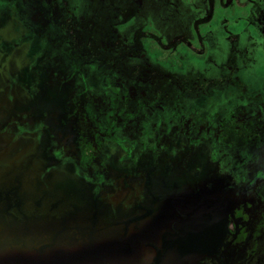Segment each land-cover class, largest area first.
I'll return each instance as SVG.
<instances>
[{
	"label": "flooded vegetation",
	"instance_id": "flooded-vegetation-1",
	"mask_svg": "<svg viewBox=\"0 0 264 264\" xmlns=\"http://www.w3.org/2000/svg\"><path fill=\"white\" fill-rule=\"evenodd\" d=\"M0 1L12 155L152 234L158 258L264 264V0H207L172 36L161 26L184 15L178 0ZM227 10L245 28L229 30ZM214 12L223 25L201 34ZM148 17L161 35L138 29Z\"/></svg>",
	"mask_w": 264,
	"mask_h": 264
},
{
	"label": "water",
	"instance_id": "water-1",
	"mask_svg": "<svg viewBox=\"0 0 264 264\" xmlns=\"http://www.w3.org/2000/svg\"><path fill=\"white\" fill-rule=\"evenodd\" d=\"M0 142V264H186L191 250L158 258L153 235L112 224L107 209L32 158ZM167 252V251H166ZM192 263L196 264L195 261Z\"/></svg>",
	"mask_w": 264,
	"mask_h": 264
},
{
	"label": "rangeland",
	"instance_id": "rangeland-1",
	"mask_svg": "<svg viewBox=\"0 0 264 264\" xmlns=\"http://www.w3.org/2000/svg\"><path fill=\"white\" fill-rule=\"evenodd\" d=\"M174 1V0H172ZM179 2V9L181 11H185L184 12V15L182 16H178L177 18H175L173 21H170V23H166L164 25H162L161 27V31L163 30L164 34H170V36H172L173 34L176 33V31L178 30L179 33H181L182 31H184V26L188 23V19L190 20L191 18L189 17V10L190 12H198V14L200 13L202 15V11L204 8L206 9L207 8V0H178ZM240 2H243L244 0H239ZM186 9H189L188 10V13L186 12ZM5 11V4H3V2L0 1V28L1 30L3 29V34L7 33L8 31L6 30L8 28L7 25L10 26L11 23H9L10 21H6V17L3 15ZM148 13H151L150 11H148ZM230 11L227 10L226 11V16L227 18H229L230 22H235L234 24L235 25H230V26H227V28L229 30H231L232 32L236 33L240 30H242V28H245L246 24L245 22L243 21H233V19L235 18V16H230L229 15ZM200 15V16H201ZM2 16H4V18L2 19ZM2 19V20H1ZM222 20V16L221 15H217L215 12H214V15L212 17V19L210 20V22H206L205 26H202L200 27V33L201 34H205L207 35V31L208 30H217L219 31L220 29V26L222 23H220ZM2 22V23H1ZM191 22V20H190ZM141 24H143L141 26V28H138L136 26H134V28H138L140 30H144L152 35H161L162 32L160 30H158L156 28V24L153 22V20L148 17L146 21H143V22H140ZM138 23V24H140ZM134 24V23H132ZM137 24V26H138ZM159 24V23H158ZM130 25V22H128L127 24L125 25H120V26H117L116 27V30L118 32V34L121 36V38L123 37V35L126 33L128 34L129 33V36H131L133 38V33H134V28H130L129 27ZM223 25V24H222ZM104 29H106V25L103 26ZM108 29V27H107ZM104 32V31H103ZM252 33V32H251ZM151 48V47H150ZM183 53V51L181 52V54ZM165 56H167V53H162V52H159V51H155L154 52V55L151 57L152 60H155L154 57H158L159 60L163 63H166V66L170 67L171 64L175 63L174 62V59L168 57V58H165Z\"/></svg>",
	"mask_w": 264,
	"mask_h": 264
}]
</instances>
